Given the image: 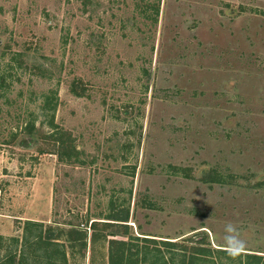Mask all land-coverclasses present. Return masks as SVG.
I'll use <instances>...</instances> for the list:
<instances>
[{"label":"rangeland","instance_id":"rangeland-1","mask_svg":"<svg viewBox=\"0 0 264 264\" xmlns=\"http://www.w3.org/2000/svg\"><path fill=\"white\" fill-rule=\"evenodd\" d=\"M125 212L129 243L224 249L230 221L264 264V0H0V236L109 264L91 226Z\"/></svg>","mask_w":264,"mask_h":264},{"label":"trees","instance_id":"trees-1","mask_svg":"<svg viewBox=\"0 0 264 264\" xmlns=\"http://www.w3.org/2000/svg\"><path fill=\"white\" fill-rule=\"evenodd\" d=\"M46 104L50 105L51 103L46 101ZM35 131L34 125L27 128L26 132L29 135V139L24 138L19 142V145L26 146L30 140L32 142L36 134ZM53 136L59 157L61 159H71L73 156L72 152L76 151V148L67 142L62 134L55 133ZM75 155H77L76 152ZM213 182L219 181L213 180ZM110 218L115 223L93 222L91 226L92 229H96L98 226H102V230H107L108 227L115 229V231L111 230L107 235L111 237L109 264H223L219 259L221 255H227L224 249H213L211 244L206 242L205 238L199 240L191 238L183 239L179 242L132 236L133 238L130 239L131 242L129 243L124 241V239L118 238L127 234L122 229L129 231V227L126 224L129 220V213H115ZM26 226L28 228L30 226L39 227L38 233H34V235L28 234V228H26L22 241L18 237L0 236V252L4 251V255L0 256V264H31L33 258L42 256L43 254H45L44 257L48 261L46 264H68L65 252L60 253L57 251L62 246L58 243V238H54V232L49 230L44 235L42 224L32 221H27ZM135 242L159 244L160 246L152 248L143 245V247H139ZM187 242L193 245L191 247L185 245ZM30 243L35 245L34 255H30L27 252L28 249H31ZM84 246L86 247L87 245L85 244ZM162 248H165L167 252L163 251ZM179 248L180 250H177ZM240 257L243 258V262L240 264H261L259 261L263 258L261 255L253 253H245V255H241Z\"/></svg>","mask_w":264,"mask_h":264},{"label":"clouds","instance_id":"clouds-1","mask_svg":"<svg viewBox=\"0 0 264 264\" xmlns=\"http://www.w3.org/2000/svg\"><path fill=\"white\" fill-rule=\"evenodd\" d=\"M223 246L226 254L232 258H238L244 253L247 243L241 238L240 231L232 222L224 224Z\"/></svg>","mask_w":264,"mask_h":264}]
</instances>
